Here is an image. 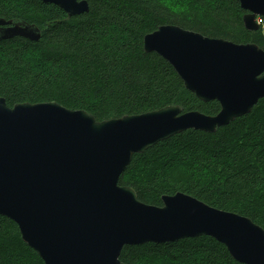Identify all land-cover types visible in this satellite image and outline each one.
Returning <instances> with one entry per match:
<instances>
[{
  "label": "water",
  "instance_id": "95a60500",
  "mask_svg": "<svg viewBox=\"0 0 264 264\" xmlns=\"http://www.w3.org/2000/svg\"><path fill=\"white\" fill-rule=\"evenodd\" d=\"M68 17L86 0H40ZM246 31L260 29L264 0H236ZM40 40L35 25L0 18V41ZM143 51L165 60L185 89L216 115L167 106L141 115L96 121L54 102L16 104L0 98V215L44 264H121L124 246L207 236L240 264H264V230L249 218L211 207L181 192L161 206L139 201L118 184L135 155L196 130L214 133L248 115L264 98V50L252 43L209 38L174 25L143 37Z\"/></svg>",
  "mask_w": 264,
  "mask_h": 264
},
{
  "label": "trees",
  "instance_id": "16d2710c",
  "mask_svg": "<svg viewBox=\"0 0 264 264\" xmlns=\"http://www.w3.org/2000/svg\"><path fill=\"white\" fill-rule=\"evenodd\" d=\"M87 13L68 17L40 0H0V18L35 25L40 40L0 41V98L16 104L54 102L83 110L96 121L141 115L167 106L216 115L217 102L203 103L187 91L174 69L143 51V37L174 25L236 44L258 42L242 24L236 0H86ZM264 23V18L261 19ZM262 48V47H261ZM264 49V48H263ZM39 61L32 64L31 56ZM178 163L190 176L173 180ZM151 169L144 181L124 176L136 165ZM139 201L161 206L181 192L219 210L249 218L264 230V98L243 117L214 133L187 130L133 157L119 178ZM121 264H240L213 238L124 246ZM0 264H44L21 239L17 225L0 215Z\"/></svg>",
  "mask_w": 264,
  "mask_h": 264
},
{
  "label": "rangeland",
  "instance_id": "374dc122",
  "mask_svg": "<svg viewBox=\"0 0 264 264\" xmlns=\"http://www.w3.org/2000/svg\"><path fill=\"white\" fill-rule=\"evenodd\" d=\"M173 1H181V0H173ZM257 22L260 25V29L258 32L260 33V36H261V38L258 39L257 45L260 48L261 47L264 48V23L261 22L259 18H257ZM31 61H32V64H34L35 62L39 61V58L36 57V55H32ZM167 172L169 173L170 177L173 180H178V181H185L190 176L186 167L178 163H175L169 166L167 169ZM150 175H151V169H149L143 164H138L124 176V179H126L127 181H131V182L132 181L138 182V181H144ZM163 264H174V263L171 261H165L163 262Z\"/></svg>",
  "mask_w": 264,
  "mask_h": 264
},
{
  "label": "flooded vegetation",
  "instance_id": "af4514ba",
  "mask_svg": "<svg viewBox=\"0 0 264 264\" xmlns=\"http://www.w3.org/2000/svg\"><path fill=\"white\" fill-rule=\"evenodd\" d=\"M259 19H260V21H261V19H262V18H259ZM252 44H255V45H257L256 43H252ZM257 46H258V45H257ZM258 47H259V46H258ZM259 48H260V47H259ZM261 49H262V50H264L263 48H261Z\"/></svg>",
  "mask_w": 264,
  "mask_h": 264
},
{
  "label": "bare ground",
  "instance_id": "6f19581e",
  "mask_svg": "<svg viewBox=\"0 0 264 264\" xmlns=\"http://www.w3.org/2000/svg\"><path fill=\"white\" fill-rule=\"evenodd\" d=\"M19 230V229H18Z\"/></svg>",
  "mask_w": 264,
  "mask_h": 264
}]
</instances>
